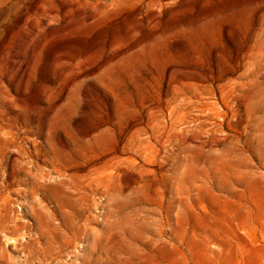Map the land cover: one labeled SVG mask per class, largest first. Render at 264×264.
I'll return each instance as SVG.
<instances>
[{"label":"rangeland","instance_id":"1","mask_svg":"<svg viewBox=\"0 0 264 264\" xmlns=\"http://www.w3.org/2000/svg\"><path fill=\"white\" fill-rule=\"evenodd\" d=\"M66 237L48 264H264V0H0V263Z\"/></svg>","mask_w":264,"mask_h":264},{"label":"bare ground","instance_id":"2","mask_svg":"<svg viewBox=\"0 0 264 264\" xmlns=\"http://www.w3.org/2000/svg\"><path fill=\"white\" fill-rule=\"evenodd\" d=\"M76 150H78L79 152L77 153ZM85 152H86V148L83 145H79L72 150H67V149L60 150L58 148L57 149L54 148L53 145H49L48 147L41 145L38 147L35 154L37 155L36 158L38 160H40L42 157L43 158L45 157L44 159L46 160V162H49V160H50V162L52 163V169L57 171L60 175H65L68 173V170L76 169L78 167V165H79L78 158L80 156L84 155ZM34 157H35V155H34ZM49 175H50V173L46 174L47 177ZM69 177H70L69 180L58 181L55 183L44 182L43 184L39 185V182H37V185L35 184L36 189H34L35 192H34L33 196L36 193H38V191L40 189H42L44 191L54 190L57 193L56 195H59V191H58L59 185L65 189L66 193L74 194V191H77V194H79L81 191H83V189H81V186L79 184L78 179L74 175H69ZM96 183L99 186L100 184H102V179L100 177H97ZM10 186H11V184L8 182L6 187L10 188ZM44 197H46L45 194H44ZM63 201H64V198H63V200L60 198V201L58 203V204H61L60 205L61 209H62V202ZM44 202L45 201H43V199L39 200L38 203L41 206V208H43L42 203H44ZM33 208H34V211H37V209H38L36 207V205L33 206ZM52 214L55 216L57 215L55 212H52ZM32 242L33 241H31V243L27 242V244L24 243L23 245H21L22 250H24V252L29 251V252H32L33 255L32 256L26 255L25 259L23 261H21L20 264H48V260L50 258H53V257L59 258L62 256L63 247L66 246L67 244L69 245L71 243V240L68 237H66V239L64 241H62L56 247H52V246L41 247L40 246L39 248H37L36 244L32 243ZM65 242H66V244H65ZM17 257H16V259L19 258V257L18 258ZM85 262L87 263V261H85ZM15 263H19V262L17 261ZM70 264H78V263L72 262ZM87 264H91V263L88 262Z\"/></svg>","mask_w":264,"mask_h":264}]
</instances>
